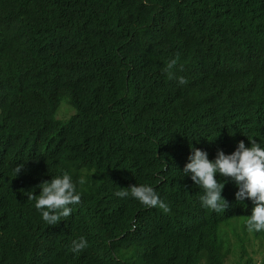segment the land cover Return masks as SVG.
Listing matches in <instances>:
<instances>
[{
	"label": "trees",
	"instance_id": "trees-1",
	"mask_svg": "<svg viewBox=\"0 0 264 264\" xmlns=\"http://www.w3.org/2000/svg\"><path fill=\"white\" fill-rule=\"evenodd\" d=\"M248 140L264 147V0H0V264H250L251 202L217 176L227 207L202 208L180 173L190 148ZM64 173L80 203L49 226L27 195ZM135 183L169 211L114 195Z\"/></svg>",
	"mask_w": 264,
	"mask_h": 264
},
{
	"label": "clouds",
	"instance_id": "clouds-1",
	"mask_svg": "<svg viewBox=\"0 0 264 264\" xmlns=\"http://www.w3.org/2000/svg\"><path fill=\"white\" fill-rule=\"evenodd\" d=\"M177 64V59H169L166 70H172ZM178 85L186 83L183 77H176ZM23 165H17L14 169L15 175L21 171ZM180 173L188 177L192 185L198 186L202 193L198 200L202 208L213 212H224L227 202L222 198L221 192L227 181L217 180L215 177H226L236 187L234 192L235 201L247 199L253 207L249 215L245 217L246 231L241 228L240 235L252 236L255 231L262 234L264 231V147L254 140H248V146L243 141L235 144L230 154L221 150L215 152L214 157L209 160L205 151L198 148H190ZM82 183V181H79ZM39 194L27 195V199L34 200V207L39 212L41 220L47 225H55L61 217L71 214V205L80 203L81 194L76 184L67 173L51 176V179L36 186ZM114 195L117 198H128L136 200L139 204L158 208L164 213L169 211L168 205L158 196L152 186L146 183H135L128 188H119ZM19 226L21 225L18 224ZM88 247V241L83 236L72 240L69 251L78 254ZM200 264H204L202 261Z\"/></svg>",
	"mask_w": 264,
	"mask_h": 264
},
{
	"label": "rangeland",
	"instance_id": "rangeland-1",
	"mask_svg": "<svg viewBox=\"0 0 264 264\" xmlns=\"http://www.w3.org/2000/svg\"><path fill=\"white\" fill-rule=\"evenodd\" d=\"M74 110H72L70 113L68 106L63 107V105H62L59 108V110L55 116V119L64 123L67 121L69 116L74 114ZM239 223L242 224L243 220H241ZM223 228H224V226H222L220 228V233L223 232ZM238 231L240 232L241 228H239ZM248 238H249V240L244 244V248L247 250L248 260L250 261V264H264L263 249L260 246V243L256 240H254L251 236H248ZM230 242H231V244H234V240L232 237H230ZM226 264H245V262H239L238 257L233 258V257L229 256L227 261H226Z\"/></svg>",
	"mask_w": 264,
	"mask_h": 264
},
{
	"label": "bare ground",
	"instance_id": "bare-ground-1",
	"mask_svg": "<svg viewBox=\"0 0 264 264\" xmlns=\"http://www.w3.org/2000/svg\"><path fill=\"white\" fill-rule=\"evenodd\" d=\"M243 252V251H242Z\"/></svg>",
	"mask_w": 264,
	"mask_h": 264
}]
</instances>
